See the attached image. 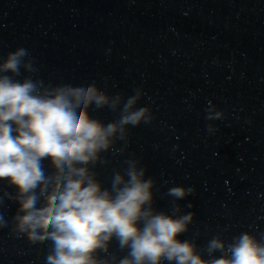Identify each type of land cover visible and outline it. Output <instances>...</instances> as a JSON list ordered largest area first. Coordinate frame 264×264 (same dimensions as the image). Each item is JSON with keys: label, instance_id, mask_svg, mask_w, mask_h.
<instances>
[{"label": "water", "instance_id": "water-1", "mask_svg": "<svg viewBox=\"0 0 264 264\" xmlns=\"http://www.w3.org/2000/svg\"><path fill=\"white\" fill-rule=\"evenodd\" d=\"M20 47L36 71L22 68L16 79L145 93L136 107H150L154 119L129 126L119 154L102 153L107 163L94 168L106 188L137 158L157 181L159 211L172 213L171 187L195 189L178 201L196 214L180 238L205 258L217 235L264 240V0H0V58ZM89 112L105 123L120 116L107 107ZM3 191L16 189L0 181ZM17 208L7 199L0 208L8 220L0 264H39L46 247L14 230ZM111 252L126 255L115 240Z\"/></svg>", "mask_w": 264, "mask_h": 264}, {"label": "clouds", "instance_id": "clouds-1", "mask_svg": "<svg viewBox=\"0 0 264 264\" xmlns=\"http://www.w3.org/2000/svg\"><path fill=\"white\" fill-rule=\"evenodd\" d=\"M22 68L36 71L23 47L0 58V181L16 189L0 194V208L6 199L17 203L14 230L46 247L39 264H264V240L252 232L231 242L211 238L205 245L211 258L194 240L181 239L196 214L185 213L178 201L195 189L171 187L166 195L173 198L172 213L159 211L157 181L139 159L129 158L122 171H114L110 187L98 178L95 166L107 163L102 153L119 154L115 146L127 140L129 126L154 119L150 107H136L142 89L125 98L95 84L53 87L16 79ZM93 106L119 109V119H96L89 112ZM7 226L0 211V228ZM113 240L126 255L111 252Z\"/></svg>", "mask_w": 264, "mask_h": 264}]
</instances>
